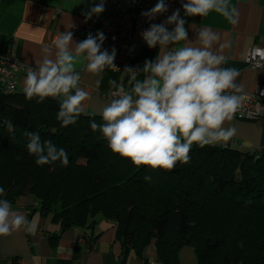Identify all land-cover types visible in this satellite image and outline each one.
Masks as SVG:
<instances>
[{"label":"trees","instance_id":"trees-1","mask_svg":"<svg viewBox=\"0 0 264 264\" xmlns=\"http://www.w3.org/2000/svg\"><path fill=\"white\" fill-rule=\"evenodd\" d=\"M59 106L50 97L38 102L23 91L0 92V199L32 195L38 212L51 215L60 231L112 220L119 264H127L130 253L146 260L150 244L162 264H180L183 246L193 248L196 264H264V151L194 144L187 164L153 171L108 148L90 127L102 124L101 116L81 114L61 127ZM25 131L64 148L67 165H37Z\"/></svg>","mask_w":264,"mask_h":264},{"label":"clouds","instance_id":"clouds-1","mask_svg":"<svg viewBox=\"0 0 264 264\" xmlns=\"http://www.w3.org/2000/svg\"><path fill=\"white\" fill-rule=\"evenodd\" d=\"M186 16H207L216 12L229 24L237 23V11L230 0H186L182 3ZM105 10L104 0L91 7L85 22L93 15ZM167 11L164 0L141 15L153 19ZM174 24L169 31L166 25ZM149 48L159 45L160 51L154 61L146 60L141 71L125 68L130 74L128 85L109 80L111 96L99 115L103 123L92 122L90 127L100 131L108 148L120 157L130 160L136 167L146 166L151 170H173L177 163L187 164L192 146L215 145L228 142L235 134L230 123L242 107V91L236 79L239 71L221 67L226 63L223 55L213 51L219 41L217 33L201 28L196 40H188L185 20L177 9L164 23L151 24L142 32ZM106 37L103 32L91 33L80 42L73 41V32H60L52 41V47L45 46L43 59L34 68H29L24 80L23 92L27 99L45 98L59 101L57 120L61 127L77 122L85 113L84 101L89 93L81 88V75L77 63L83 59L84 70L93 76L99 87L106 68H116V50H101ZM186 42L181 44V42ZM230 41L220 48L230 47ZM169 45L173 47L169 48ZM163 53V54H160ZM143 72L145 78L137 79ZM94 115L95 113H88ZM7 129L13 124L6 122ZM28 137L27 150L37 156L36 164L45 165L55 161L67 165L69 157L64 148H57L51 140L41 141L37 132L25 131ZM151 181L150 175L144 176ZM5 189L0 187V197ZM24 228L31 232L33 227L25 216L13 211L7 199H0V235Z\"/></svg>","mask_w":264,"mask_h":264},{"label":"crops","instance_id":"crops-1","mask_svg":"<svg viewBox=\"0 0 264 264\" xmlns=\"http://www.w3.org/2000/svg\"><path fill=\"white\" fill-rule=\"evenodd\" d=\"M98 1L0 0V53L8 49L13 58L34 68L43 59L42 49L45 46L52 47L53 39L60 32L72 31L74 42L83 41L90 33L95 36L99 30L98 22L87 32L83 13L88 12ZM184 2L186 0H165L167 11L159 14L157 24L164 23L179 9L180 17L185 20L189 41L196 40L201 28H209L217 33L220 39L213 45V51L226 58V63L221 67L237 69L239 76L236 83L241 86V92L252 91L261 81V72L248 67L245 56L253 45L264 46V0H230L238 14L235 25L229 24L214 11L204 17L186 16L182 7ZM92 17L99 20L101 14ZM166 27L172 31L175 25ZM229 41L230 47L220 48L221 44ZM159 51V45L149 48L147 43L133 41L129 57L132 60L140 59L143 68L145 61H154ZM85 63L81 59L76 65L81 75L79 86L90 97L84 101L85 113L82 114L95 113L100 116L99 112L113 98L111 91H115L110 89L109 80L120 84L122 74L113 68H106L97 87L95 82L100 77L86 72ZM145 75L141 72L137 79L143 80ZM14 78L17 91L22 92L26 74L18 72ZM129 78L125 79L126 90L130 88ZM229 126L236 128V134L228 142L215 145L225 144L241 151H264V120L234 118L225 125ZM10 204L13 211L25 216L33 230L28 232L22 227L8 235H0V264H9V259H15V264H119L121 245L116 238V225L112 220L98 218L92 228L72 227L60 231L51 215L43 216L38 212V203L32 195H21ZM55 235L57 238L52 242L50 237ZM144 257L146 264H162L156 260L153 244L145 249ZM146 260L131 253L127 264H145ZM178 260L180 264H195L191 247L183 246L178 253Z\"/></svg>","mask_w":264,"mask_h":264},{"label":"built area","instance_id":"built-area-1","mask_svg":"<svg viewBox=\"0 0 264 264\" xmlns=\"http://www.w3.org/2000/svg\"><path fill=\"white\" fill-rule=\"evenodd\" d=\"M101 0L98 1L99 4ZM158 0H104L105 10L98 20L92 17L84 28L90 32L94 23L98 22V32H103L106 39L102 45L110 53L116 50L114 70L122 74V82L125 87V79L130 74H125V68L137 71L142 69L140 59L132 60L129 57L130 44L133 41L146 43L142 32L147 30L151 24H157L159 14L153 19L142 16V12L152 9ZM165 2V0H164ZM163 54V53H161ZM248 67L261 72V81L258 82L250 92L236 93L243 96L242 107L235 114V119L240 120H264V46L253 45L245 56ZM30 65L13 58L9 50L0 53V92L11 94L17 91L15 74L22 72L27 74ZM221 146L225 147V144ZM12 259L8 260L11 264ZM17 262H20L17 260Z\"/></svg>","mask_w":264,"mask_h":264},{"label":"rangeland","instance_id":"rangeland-1","mask_svg":"<svg viewBox=\"0 0 264 264\" xmlns=\"http://www.w3.org/2000/svg\"><path fill=\"white\" fill-rule=\"evenodd\" d=\"M192 249V251H193V255H194V260H195V264H196V257H195V254H194V250H193V248H191ZM131 254V253H130ZM129 254V255H130Z\"/></svg>","mask_w":264,"mask_h":264}]
</instances>
